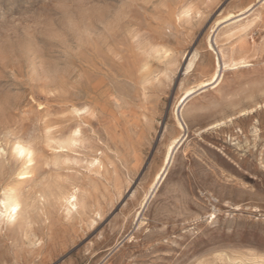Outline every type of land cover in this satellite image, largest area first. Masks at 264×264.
<instances>
[{
	"label": "rangeland",
	"instance_id": "1",
	"mask_svg": "<svg viewBox=\"0 0 264 264\" xmlns=\"http://www.w3.org/2000/svg\"><path fill=\"white\" fill-rule=\"evenodd\" d=\"M263 1L0 0V200L77 187L84 205L45 206L0 264H264ZM242 45L249 63L202 88ZM79 123L83 146L55 156Z\"/></svg>",
	"mask_w": 264,
	"mask_h": 264
},
{
	"label": "bare ground",
	"instance_id": "2",
	"mask_svg": "<svg viewBox=\"0 0 264 264\" xmlns=\"http://www.w3.org/2000/svg\"><path fill=\"white\" fill-rule=\"evenodd\" d=\"M246 12L249 13V9ZM242 15L243 14L235 16L233 18H237ZM107 31L109 32V30ZM246 50H247V47L243 45L236 49L235 48L232 49L229 52V54H226L222 50H220L222 60L217 59L216 70L214 74L207 82L203 84L202 88H206L210 86L218 87L224 78L223 70H226L227 68L238 69V67L240 66H244V65L246 66L249 63V58H250L246 55H243V53ZM125 64L127 63L125 62L123 66H126ZM126 67H127L126 76L131 81V78L134 77L135 73L138 71L133 72V68L131 69V65L129 64ZM144 82L146 83L148 82V80H144ZM196 92L197 90H195V88L187 91L186 96L184 95L185 96L184 99L181 101L180 105H178L179 107L175 111V120L177 122L179 129L183 133L185 132V128L183 124L185 122L183 119V115L181 114V109L184 105H186L187 101L196 94ZM93 103H94L93 99L88 98L85 100L84 106L82 108L76 109L75 113L77 114L80 120L86 118V114H89L90 108H93L94 110H96ZM257 108H260V105H257ZM254 111L255 110L252 109L250 112L252 113ZM182 141H183V135L176 138L174 142L169 146L164 156L162 168L155 175L150 189L151 188L156 189L158 185L164 180V178L167 175L171 161L173 159L174 151ZM84 142H85V129L83 128L82 123H79L67 135L63 137L55 136L51 138L48 143V146L51 149L56 150L53 152L55 156H61V155L63 156V152L60 150H66V151L71 150L73 148L79 147L81 144L83 146ZM57 150H59V152H57ZM16 151L18 155L21 156L22 159H24L26 162H29V163L33 162L36 157V151L32 146L19 145L16 148ZM57 161L58 160H56L55 164L58 163ZM94 163L96 164V166L102 165V161L99 158H97L94 161ZM26 175L27 174H24V173L22 174L23 177H25ZM23 179H26V177ZM147 198L148 196H146V199ZM59 201L66 208V213L65 212L64 213L67 214L68 217L73 215L74 212H79V209H82V210L84 209V205L80 197V191L77 187L72 188L71 190L67 192L57 194L55 193V189L53 187L45 186L41 188L39 191H37L35 193L34 198L32 199L25 198L15 189H10L7 192H5L4 196L0 200V241L5 243L7 242V240H12L14 243H18L26 239H30V238L34 239L35 238V234L33 231L34 215L38 213L41 214L45 206L54 207ZM24 242L27 243L28 241L26 240ZM30 247H31V244H30Z\"/></svg>",
	"mask_w": 264,
	"mask_h": 264
}]
</instances>
